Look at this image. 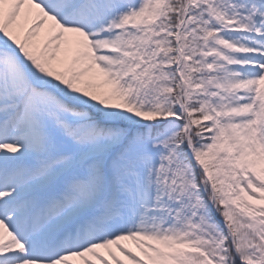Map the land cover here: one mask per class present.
<instances>
[{"label":"snow or ice","instance_id":"1","mask_svg":"<svg viewBox=\"0 0 264 264\" xmlns=\"http://www.w3.org/2000/svg\"><path fill=\"white\" fill-rule=\"evenodd\" d=\"M0 264H264V0H0Z\"/></svg>","mask_w":264,"mask_h":264}]
</instances>
